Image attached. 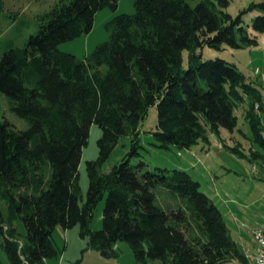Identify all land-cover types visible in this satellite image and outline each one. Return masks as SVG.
<instances>
[{
	"label": "trees",
	"instance_id": "16d2710c",
	"mask_svg": "<svg viewBox=\"0 0 264 264\" xmlns=\"http://www.w3.org/2000/svg\"><path fill=\"white\" fill-rule=\"evenodd\" d=\"M118 1L59 0L40 17L36 34L21 47L8 44L0 56V95L28 124L17 130L0 116V246L10 264H44L57 255L55 228L80 224L89 248L105 258L116 257V245L125 242L139 264H244L220 210L190 174L146 171L144 162L134 166L127 157L108 172L100 168L121 137H130L137 154L139 127L153 106L156 125L148 133L157 148L202 144L201 153L209 150V134L234 131V112L241 108L252 136L248 156L238 146L224 147L251 163L263 161V128L253 105L261 102L264 82L247 81L225 60L202 61L199 52L256 40L239 16L222 10L228 0L194 7L187 0H135V12L112 19L109 39L89 56L77 59L58 49L88 34L96 12L116 9ZM253 29L264 33V16L253 20ZM92 124L102 135L97 159L86 164L89 187L80 206L78 165ZM158 186L179 200L177 209L155 204ZM104 196L102 229L91 231ZM18 221L25 231L22 243Z\"/></svg>",
	"mask_w": 264,
	"mask_h": 264
},
{
	"label": "rangeland",
	"instance_id": "374dc122",
	"mask_svg": "<svg viewBox=\"0 0 264 264\" xmlns=\"http://www.w3.org/2000/svg\"><path fill=\"white\" fill-rule=\"evenodd\" d=\"M58 1L3 0L4 12L0 15V56L9 46L8 44L21 47L31 35L36 34L38 20L51 10ZM201 1L203 0H187V3L194 7ZM212 1L219 2L218 0ZM134 3L135 0H119L116 9L105 7L97 11L92 29L88 34H83L74 40L60 44L58 49L74 55L77 59L89 56L98 45L105 43L109 39L108 23L120 14H133L135 12ZM262 4H264V0H228L227 6L223 7L222 10L231 15L232 18L239 16L242 20L241 25L245 28L248 37L255 39L256 43L240 48H233L228 44L221 45L219 49L204 46L199 49L201 60L216 58L225 60L234 64L246 79L261 73L260 78L264 82V33L253 29V20L257 16H264ZM182 59V69L185 70L188 67V50H184ZM234 114L237 117L234 131L230 133L221 129L219 136L209 134V150L201 153L202 144L195 145L190 150H179L172 146L169 149L157 148L154 138L148 133L154 130L156 125V108L155 106L150 107L145 120L139 127V148L137 149V154L131 151L130 137H121L107 160L102 164L100 171H110L113 166L119 164L126 157L134 166L141 161L144 162V170L146 171H154L157 168L182 170L190 174L193 180L199 182L200 190L220 210L228 229L230 228L232 214L237 212L238 205H241L246 213L257 214L258 218H262L264 217V209L260 208L259 205H255L256 209H254V205L250 203L257 201L264 207V185H257L259 188L257 194L254 189V183H259L260 181L246 176V170H249L251 165V162L246 159L248 148L250 147L248 140L252 137L251 132L242 115L241 108L236 109ZM0 116L4 117L17 130L23 131L28 128V124L24 119L17 117L8 110L7 100L1 95ZM101 135L100 127L92 124L86 144L82 147L78 165L80 206L86 202L89 187L86 164L97 159V142ZM224 144L230 148L238 146L246 158L232 153L224 147ZM50 173L51 169L48 168L47 178ZM154 193L156 197L155 204L158 207L164 210H175L179 207V200L173 198L171 192L167 189L158 186L154 189ZM104 201L105 196L97 203L93 211L89 223L91 231L102 229ZM230 214L231 217H229ZM243 215H239L240 217L238 218H243ZM16 228L20 243H22L25 241V231L21 221L16 222ZM60 229L57 227L52 233L57 255L47 258L44 264H139L135 262L132 251L125 242L118 243L117 257L105 258L89 248L87 238L80 235V224L67 230ZM60 231L66 236L61 235ZM0 261L1 264H10L1 246Z\"/></svg>",
	"mask_w": 264,
	"mask_h": 264
},
{
	"label": "crops",
	"instance_id": "0c3cea01",
	"mask_svg": "<svg viewBox=\"0 0 264 264\" xmlns=\"http://www.w3.org/2000/svg\"><path fill=\"white\" fill-rule=\"evenodd\" d=\"M260 77H256L255 75H253V77L247 79V81H250L252 83L256 82L257 85H258L259 82L262 81V78H260ZM242 115H243V110H242ZM246 171H247L246 172V176L248 178L260 181L259 183H254V189L257 191V194H258V189L259 188L257 187V185H264V171H262L261 175H259L257 177H251L249 175V173H248V170H246ZM263 192H264V190H263ZM250 204L254 205V207H255L254 209H256L255 205H257V206L259 205L260 208L264 209V207L262 205H260V203H257V201H255L254 203H250ZM263 205H264V203H263ZM239 215H243V218L248 220L249 224L247 225V227L264 225V217L258 218L257 214H248V212L246 213L244 211V209L242 208L241 205H238L237 212H235V214H232V219L230 221L231 222L230 228H229L230 229L229 230L230 231V235H231V237H233V241L236 243L240 253L243 255V257L245 259V263L244 264H253L254 256L256 254V252H255V244H254L252 238L249 235L248 229L247 228L246 229H242V228L239 227L238 223H239L240 220L243 219V218H238V217H240ZM229 217H231V214L229 215ZM231 231L233 232V236H232V232ZM60 233H61V231H60ZM61 235L66 236L63 233H61ZM117 245H116L115 249L118 252ZM148 264H161V263L158 262V261H155V262H151V263H148ZM225 264H243V263H241L238 260H232V261L227 262Z\"/></svg>",
	"mask_w": 264,
	"mask_h": 264
},
{
	"label": "built area",
	"instance_id": "2783aa9c",
	"mask_svg": "<svg viewBox=\"0 0 264 264\" xmlns=\"http://www.w3.org/2000/svg\"><path fill=\"white\" fill-rule=\"evenodd\" d=\"M261 102L254 103L253 111L257 117L260 118V123L263 128L262 134L264 136V83L260 86ZM264 171V160L256 163H251L248 173L251 177H257ZM248 220L243 218L238 225L242 229H248L249 235L255 244V256L253 264H264V225L247 227Z\"/></svg>",
	"mask_w": 264,
	"mask_h": 264
}]
</instances>
